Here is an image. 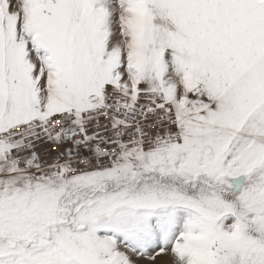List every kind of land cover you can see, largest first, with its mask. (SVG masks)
<instances>
[{
    "label": "snow or ice",
    "instance_id": "1",
    "mask_svg": "<svg viewBox=\"0 0 264 264\" xmlns=\"http://www.w3.org/2000/svg\"><path fill=\"white\" fill-rule=\"evenodd\" d=\"M166 252L264 264V0H0V264Z\"/></svg>",
    "mask_w": 264,
    "mask_h": 264
},
{
    "label": "built area",
    "instance_id": "2",
    "mask_svg": "<svg viewBox=\"0 0 264 264\" xmlns=\"http://www.w3.org/2000/svg\"><path fill=\"white\" fill-rule=\"evenodd\" d=\"M107 118H102V123L106 122ZM91 132L93 133H99L100 135H105L107 136L109 133L108 132H103L101 133L99 129L96 128H92L90 129ZM93 143H96V141H93ZM64 147L65 146H61V148L59 149V151H64ZM37 150L40 152V154L43 156L44 159L48 160V159H54L55 155H56V151L50 147L48 144H40L37 146ZM84 155H87V153H84Z\"/></svg>",
    "mask_w": 264,
    "mask_h": 264
},
{
    "label": "rangeland",
    "instance_id": "3",
    "mask_svg": "<svg viewBox=\"0 0 264 264\" xmlns=\"http://www.w3.org/2000/svg\"><path fill=\"white\" fill-rule=\"evenodd\" d=\"M137 264H174V261L169 252L163 253L155 258V260L149 261L147 259L138 260Z\"/></svg>",
    "mask_w": 264,
    "mask_h": 264
}]
</instances>
